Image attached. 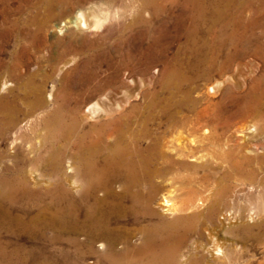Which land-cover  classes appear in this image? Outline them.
Listing matches in <instances>:
<instances>
[{
	"label": "bare ground",
	"instance_id": "bare-ground-1",
	"mask_svg": "<svg viewBox=\"0 0 264 264\" xmlns=\"http://www.w3.org/2000/svg\"><path fill=\"white\" fill-rule=\"evenodd\" d=\"M65 2L0 0V37L6 35V23H15L10 13L29 12L31 25L37 21L33 11L39 5L50 16L56 5ZM136 3L132 20L124 27L135 30L138 41L127 45L120 65L125 73L132 67V75H139L136 80L120 78L117 70L104 80L116 82V87L97 88L100 93L90 99L60 100L55 95L51 108L46 92L25 81L23 96L3 95L8 76L18 81L21 73L14 72L19 66L25 72L26 67L19 64L21 60L5 62L0 56V264H253L243 261L244 252L236 242L228 243L216 231L206 241L187 244L202 216L194 210V177H182L176 169L174 152L184 149L178 147L180 136H168L189 123L187 115L177 118V113L193 110L194 85L222 70L220 56L232 63L241 50L258 53L247 44L256 32L248 31H264V0ZM109 17L81 7L75 23L87 32L100 29ZM37 26L42 29L44 23L38 21ZM228 46L235 52L223 56ZM93 77L98 76L93 73L88 81ZM128 77L132 83L148 85L134 94L143 92L146 105L130 103ZM225 82L216 79L210 89L219 91ZM260 93L264 95V88L243 99L240 112L264 120ZM154 113L160 121L152 127ZM21 120L25 128L19 126ZM177 183L186 189L180 205L164 195L174 193ZM220 190L208 209L210 219L233 191L223 185ZM161 195L162 210L157 207ZM251 228L237 226L228 232L236 238L234 233L241 231L240 239L246 243L251 236L264 241V224L259 235H253ZM89 255L96 257L94 262H87Z\"/></svg>",
	"mask_w": 264,
	"mask_h": 264
},
{
	"label": "rangeland",
	"instance_id": "rangeland-1",
	"mask_svg": "<svg viewBox=\"0 0 264 264\" xmlns=\"http://www.w3.org/2000/svg\"><path fill=\"white\" fill-rule=\"evenodd\" d=\"M18 2L14 3L18 5ZM136 5V0H66L64 4L56 5L50 16L44 11V6L39 5L38 10L33 11L38 14L37 21L31 25L28 22L29 12L22 10L16 14L10 13L11 20L15 23H6L3 28L6 35L0 37V56L5 62H10L13 58L21 60L22 63L19 64H25L26 70L22 72L20 66L17 67L19 69L14 74L20 71L21 78L17 81L8 76V83L2 94L12 92L11 95L14 93L23 96L26 92L23 86L25 81L28 82V87L32 85L37 91L46 92L53 108L56 104L55 95L60 100L64 96L90 99L100 93L98 89L116 87V82L109 84L104 80L115 76L117 70H120V78L130 76V79L136 80L139 73H134L133 76L132 67L125 73L126 70L120 65L121 55L127 45L133 47L138 41L136 31L124 27L131 22ZM81 7H90L100 17L109 13L110 17L100 29L92 28V31L82 32L75 23L76 11ZM179 7L183 9L185 6L181 3ZM176 8L180 11V8ZM38 21L44 23L42 29L38 28ZM252 31L256 32L258 38L251 37L247 44L250 49H257L258 53L244 54V50H241L232 63L220 56L218 61L223 71L213 72V77L209 78L212 82L206 79L195 83L196 91L190 100L193 110L189 112L184 109L177 113V118L187 115L189 123L178 126L168 138L175 139L180 136L178 147L184 149L174 152L175 157H178L176 169L182 177H194L193 187L197 191L194 210L202 216L198 227L195 226L196 229L190 231L187 244L190 245L197 239L201 241L202 238L206 241L209 234L216 231V235L226 239L228 243L236 242L244 252L243 261L249 259L253 264H264V241L257 242L251 236L246 243L240 239L241 231L234 233L236 238L228 232L237 226L249 225L252 227L250 232L259 235L263 232L264 224V120L255 113L245 115L243 111L240 112L242 100L255 94L256 89L264 88V31L257 28L256 31L249 30L248 33ZM228 52L234 53L235 49L226 47L222 51L223 56ZM91 73H96L98 77L88 81ZM153 73L155 76L159 74L158 70H153ZM130 79L128 77L125 83L126 88L132 92L130 103L146 105L143 92L138 96L134 94L145 90L144 87L147 88L148 85L142 87L139 82L132 83ZM216 79L226 82L219 91L214 92L210 87ZM153 83L158 88V84ZM260 95L264 102V95ZM157 114L154 113L156 117L151 121L152 127L160 121ZM23 121L21 120L19 126L25 128L27 124ZM12 135L10 141L13 140ZM180 183L175 184L174 193L164 194L177 205L181 204L186 190ZM222 185L232 188L233 191L229 194L228 203L220 204L219 213L211 220L208 209L215 202ZM162 197L161 195L157 201L160 210L162 207L158 204L162 203ZM230 214L236 217L229 219ZM95 259V256L89 255L86 260L94 262Z\"/></svg>",
	"mask_w": 264,
	"mask_h": 264
}]
</instances>
